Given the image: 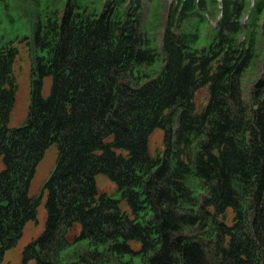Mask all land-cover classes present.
I'll return each instance as SVG.
<instances>
[{"label": "trees", "instance_id": "16d2710c", "mask_svg": "<svg viewBox=\"0 0 264 264\" xmlns=\"http://www.w3.org/2000/svg\"><path fill=\"white\" fill-rule=\"evenodd\" d=\"M0 6L33 13L31 34L0 35V264L37 219L32 179L54 143L23 264H264V0ZM21 45L30 102L10 126Z\"/></svg>", "mask_w": 264, "mask_h": 264}, {"label": "rangeland", "instance_id": "374dc122", "mask_svg": "<svg viewBox=\"0 0 264 264\" xmlns=\"http://www.w3.org/2000/svg\"><path fill=\"white\" fill-rule=\"evenodd\" d=\"M18 11L22 13V17L18 16ZM17 10H10V14H13L15 21H12L11 15L4 11L1 14L0 6V35H5L8 38L24 37L31 34V21L33 13L31 8H17ZM17 44V43H16ZM20 55L15 63V73L19 83V91L15 108L12 112L9 125L16 126L22 124L25 120L28 110V104L30 102V56L26 46L21 45ZM50 87V79H47L44 87V92L48 93ZM164 147V131L156 129L151 135V149L152 152L162 150ZM58 158V146L52 144L45 152L42 160L39 162L36 168L35 175L32 179L30 192L32 195L41 197L37 207V219L27 222L24 232L17 242V244L5 251L4 264H23L22 252L25 246L35 237L40 235L45 227L46 220V192H43L44 186L48 178L50 177L52 170L56 166ZM2 163L0 162V170ZM96 183L98 188L102 192H106L108 195L121 200V205L124 209L129 210L126 201L123 199L121 192L118 190L115 182H113L106 174L99 173L96 176ZM133 244L138 247L137 243ZM139 257L135 258L136 262H139ZM26 264H37L32 259Z\"/></svg>", "mask_w": 264, "mask_h": 264}]
</instances>
